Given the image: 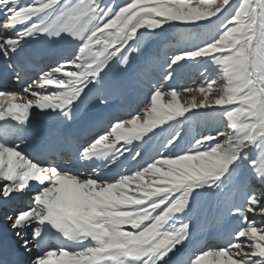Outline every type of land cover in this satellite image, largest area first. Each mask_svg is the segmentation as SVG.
I'll return each instance as SVG.
<instances>
[{"label":"snow or ice","instance_id":"obj_1","mask_svg":"<svg viewBox=\"0 0 264 264\" xmlns=\"http://www.w3.org/2000/svg\"><path fill=\"white\" fill-rule=\"evenodd\" d=\"M0 16L3 264H264V0H0ZM180 25L211 31L177 49ZM186 65L195 85L171 86ZM201 110L219 127L182 137Z\"/></svg>","mask_w":264,"mask_h":264},{"label":"rangeland","instance_id":"obj_2","mask_svg":"<svg viewBox=\"0 0 264 264\" xmlns=\"http://www.w3.org/2000/svg\"><path fill=\"white\" fill-rule=\"evenodd\" d=\"M26 2H30V0H26ZM117 2L123 3L124 0H117ZM128 2H130V0H128ZM233 2L239 3L240 0H233ZM2 18L3 17L0 16V20ZM168 27H169L168 25L165 26V28ZM210 31L211 29L197 30L193 26L180 25L177 28H175L171 33H169V44L171 47L179 49L183 46L185 36L188 35L189 33L195 32L197 34L206 35ZM134 69H135V64L133 65V70ZM199 71H200L199 68H194L190 65L178 67L175 72V79L171 82V86H179V85H183L185 87L194 86L196 82L192 78ZM215 74L217 75L218 82L222 83L223 82L222 74L220 73H215ZM159 76H160V72L157 71L153 74V79L158 82ZM180 99L182 102H191L193 99L199 101L200 95L199 93L196 92H185L181 94ZM188 115L190 117H193V119L189 123L184 124L179 129L180 135L182 137L187 138V137H191L192 135H198L200 133L207 134L208 132H211L215 128L219 127L220 115L213 110H207L206 114H204V110H201V114L194 115L193 113H189ZM157 143L158 141H152L145 147V149L148 148V150H151L153 146ZM256 188L257 190H260L258 184L256 185ZM235 199L237 201L241 199V193L239 191H236ZM210 200H211L210 197H202L201 205L203 206L207 204L208 202H210ZM255 219L257 221V217H255ZM260 226L264 227V224L263 225L260 224ZM127 227L130 229V226Z\"/></svg>","mask_w":264,"mask_h":264},{"label":"bare ground","instance_id":"obj_3","mask_svg":"<svg viewBox=\"0 0 264 264\" xmlns=\"http://www.w3.org/2000/svg\"><path fill=\"white\" fill-rule=\"evenodd\" d=\"M36 46H39V44L37 43ZM5 67H6V66H5V64H4V62H3V58L0 57V72H3L4 69H5ZM26 79H27V78H26ZM12 90H13V91H19L20 89H19V87H17V88H14V89H12ZM16 102L19 103V102H21V101L17 100ZM38 123H40V121H38ZM42 126L46 128V130L48 131L49 134H51V135H56V134H57V129H56L55 125H54L52 122H49V121H43V122H42ZM76 131H77V133H82L84 130H83V129H77ZM39 143H40V142H39L38 140H35V141H33V140H28V141L23 145V147H24L26 153H29V152L32 151V148H34L35 146H36V147H39ZM134 143H138V142L134 141ZM145 151H149L148 148H146ZM69 156H70V155H68L66 158H62V159H64L65 162H67ZM96 163L99 164L100 162L97 161ZM45 166H47V165H45ZM1 183H2V182H1ZM258 187H259V189H260L261 186L258 184ZM256 217H257V224H259V225H260V224L263 225L264 222L261 221L260 216L257 215ZM126 227H127V226H126ZM127 228H128V227H127ZM128 229H129V228H128ZM129 230H130V229H129ZM210 238H211V237H209V239H210ZM20 251L22 252V250H20ZM57 258H58V257H54V259H57Z\"/></svg>","mask_w":264,"mask_h":264}]
</instances>
